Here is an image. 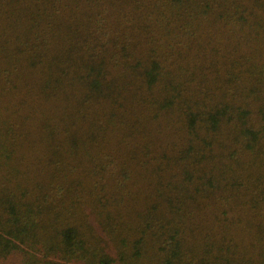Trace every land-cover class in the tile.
Instances as JSON below:
<instances>
[{
  "label": "trees",
  "instance_id": "16d2710c",
  "mask_svg": "<svg viewBox=\"0 0 264 264\" xmlns=\"http://www.w3.org/2000/svg\"><path fill=\"white\" fill-rule=\"evenodd\" d=\"M0 264H264V0H0Z\"/></svg>",
  "mask_w": 264,
  "mask_h": 264
}]
</instances>
